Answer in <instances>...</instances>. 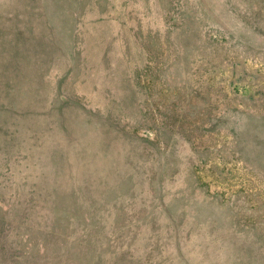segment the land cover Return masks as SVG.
Returning a JSON list of instances; mask_svg holds the SVG:
<instances>
[{"label":"rangeland","instance_id":"rangeland-1","mask_svg":"<svg viewBox=\"0 0 264 264\" xmlns=\"http://www.w3.org/2000/svg\"><path fill=\"white\" fill-rule=\"evenodd\" d=\"M1 169L0 264H264V0H0Z\"/></svg>","mask_w":264,"mask_h":264},{"label":"crops","instance_id":"crops-1","mask_svg":"<svg viewBox=\"0 0 264 264\" xmlns=\"http://www.w3.org/2000/svg\"><path fill=\"white\" fill-rule=\"evenodd\" d=\"M248 120L252 122L251 118ZM258 125H261L263 127L262 123L261 124L258 123ZM244 150H245V147H244ZM5 183L6 182L4 178L0 177V185L2 186V191L4 190ZM2 191L0 193L1 199L3 198L7 199L8 198L7 192L3 194ZM11 212L12 211H11V208L9 207V204H7L6 202L0 201V231H4L5 228L9 225V219H10L9 217H10ZM15 215H18V213L16 212Z\"/></svg>","mask_w":264,"mask_h":264},{"label":"trees","instance_id":"trees-1","mask_svg":"<svg viewBox=\"0 0 264 264\" xmlns=\"http://www.w3.org/2000/svg\"><path fill=\"white\" fill-rule=\"evenodd\" d=\"M23 37H24V36H23ZM83 99H84V98H83ZM69 103H70V102H69ZM12 110H13V111H17L18 109H17L16 107L13 106V109H12ZM0 177L4 178V170H3V169H1ZM0 201L5 202V199H4V198L1 199V197H0ZM9 207L12 208L13 206H12V205H9Z\"/></svg>","mask_w":264,"mask_h":264}]
</instances>
